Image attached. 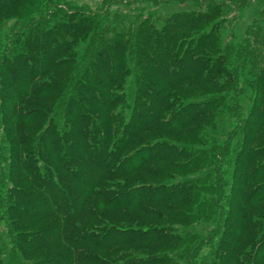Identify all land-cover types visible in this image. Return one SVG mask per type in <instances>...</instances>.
Here are the masks:
<instances>
[{"label":"trees","instance_id":"16d2710c","mask_svg":"<svg viewBox=\"0 0 264 264\" xmlns=\"http://www.w3.org/2000/svg\"><path fill=\"white\" fill-rule=\"evenodd\" d=\"M173 1L198 9L116 27L107 7L0 0V264H264V0H132Z\"/></svg>","mask_w":264,"mask_h":264},{"label":"rangeland","instance_id":"374dc122","mask_svg":"<svg viewBox=\"0 0 264 264\" xmlns=\"http://www.w3.org/2000/svg\"><path fill=\"white\" fill-rule=\"evenodd\" d=\"M65 4H73L76 7L82 8L85 11L97 12L102 14L103 8H108L110 16H108V21L114 19L119 20L116 27L127 26V24L134 20L138 12L143 9V15L150 11H156L159 15L171 14L178 11H191L198 9L197 4L193 1H187L184 3L167 2L158 4L156 6H149L143 3H133L132 0H59ZM221 1V0H215ZM112 2V4H110ZM110 4V5H109ZM43 7V3H40V8ZM145 8V9H144ZM261 4L259 2L253 1L250 2L247 6L241 9H227L224 13L225 23L221 28V39L224 43H231L239 41L246 34L247 30L252 26L253 21L257 18L259 11L261 10ZM38 11H33V15H36ZM107 21V20H106ZM106 21L102 24L105 25ZM105 23V24H104ZM15 24L13 18H8L0 22V42H4L6 36H8ZM135 90L134 79L128 77L126 83L123 86V92L125 93V99L127 105H130L133 100ZM250 92H245L240 99V107L242 109V114L245 115L250 106L251 99L249 98ZM123 116L128 117L129 108L124 109L120 112ZM232 126L231 120L228 121V118L224 116L222 120H218L217 129L221 131L220 136L223 137L225 132L230 129ZM222 140V139H221ZM210 144H207L206 147H209ZM204 227L199 226L198 229ZM0 235L2 236L4 242L7 241V238L4 234V228L0 223ZM8 247V245H6ZM7 249V248H6ZM6 252V250H5ZM207 249H202L201 254H205ZM6 253H4L3 258ZM8 256H5L7 260Z\"/></svg>","mask_w":264,"mask_h":264}]
</instances>
